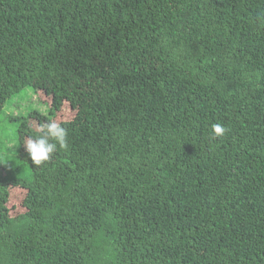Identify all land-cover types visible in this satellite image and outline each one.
<instances>
[{"label":"trees","instance_id":"1","mask_svg":"<svg viewBox=\"0 0 264 264\" xmlns=\"http://www.w3.org/2000/svg\"><path fill=\"white\" fill-rule=\"evenodd\" d=\"M26 87L0 264H264V0H0V112Z\"/></svg>","mask_w":264,"mask_h":264},{"label":"rangeland","instance_id":"2","mask_svg":"<svg viewBox=\"0 0 264 264\" xmlns=\"http://www.w3.org/2000/svg\"><path fill=\"white\" fill-rule=\"evenodd\" d=\"M34 110L48 114L45 104L38 100L30 87H26L19 94L13 96L0 112V168H2V164H6L10 168L16 166L13 162L17 150V122H14L13 118L26 116ZM1 174L5 175L4 169Z\"/></svg>","mask_w":264,"mask_h":264},{"label":"clouds","instance_id":"3","mask_svg":"<svg viewBox=\"0 0 264 264\" xmlns=\"http://www.w3.org/2000/svg\"><path fill=\"white\" fill-rule=\"evenodd\" d=\"M39 135L33 139L26 138L24 150L33 165H40L48 161L57 148L67 147V130L65 127L49 121L38 126ZM212 137L218 138L225 135L227 129L222 124L211 125Z\"/></svg>","mask_w":264,"mask_h":264}]
</instances>
